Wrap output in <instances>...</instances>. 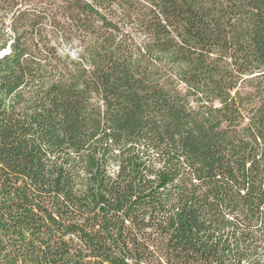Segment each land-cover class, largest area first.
I'll use <instances>...</instances> for the list:
<instances>
[{
	"label": "trees",
	"instance_id": "1",
	"mask_svg": "<svg viewBox=\"0 0 264 264\" xmlns=\"http://www.w3.org/2000/svg\"><path fill=\"white\" fill-rule=\"evenodd\" d=\"M0 264H264V0H0Z\"/></svg>",
	"mask_w": 264,
	"mask_h": 264
}]
</instances>
